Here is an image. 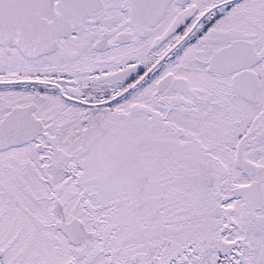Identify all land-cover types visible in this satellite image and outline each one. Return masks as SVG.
Instances as JSON below:
<instances>
[{
	"label": "snow or ice",
	"instance_id": "snow-or-ice-1",
	"mask_svg": "<svg viewBox=\"0 0 264 264\" xmlns=\"http://www.w3.org/2000/svg\"><path fill=\"white\" fill-rule=\"evenodd\" d=\"M0 264H264V0H0Z\"/></svg>",
	"mask_w": 264,
	"mask_h": 264
}]
</instances>
